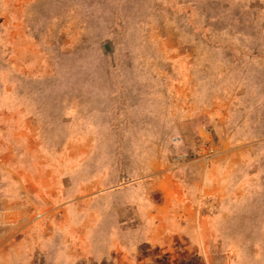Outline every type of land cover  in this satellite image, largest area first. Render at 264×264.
Masks as SVG:
<instances>
[{"label": "rangeland", "instance_id": "374dc122", "mask_svg": "<svg viewBox=\"0 0 264 264\" xmlns=\"http://www.w3.org/2000/svg\"><path fill=\"white\" fill-rule=\"evenodd\" d=\"M0 264H264V0H0Z\"/></svg>", "mask_w": 264, "mask_h": 264}, {"label": "crops", "instance_id": "0c3cea01", "mask_svg": "<svg viewBox=\"0 0 264 264\" xmlns=\"http://www.w3.org/2000/svg\"><path fill=\"white\" fill-rule=\"evenodd\" d=\"M195 110H190V109L183 110L180 108L179 110H175V111L169 110L168 111V109H165V110L163 109L161 116L166 122L170 124V129L177 133L178 131L180 132L183 126H185L188 122L191 123L193 121V119L196 117ZM192 123H195V121H193ZM142 131H144L143 128H142ZM198 131H200L202 135L204 134L205 138L210 137L208 134H206L204 129L203 130L198 129ZM183 139H185V136L183 137ZM168 140L170 142L171 138H168ZM138 154H139L138 152H134L133 157L129 159V162L133 163L134 161L135 163L145 164L141 168L142 171H140L141 173L144 172L143 175L145 176L153 175L157 177L158 175H160V179H157L155 183L157 184V187L162 190V194L164 197V200H163L164 203L160 205L159 208H162L164 206H166L167 208V203H168L169 206L171 205L173 206L176 204L177 212L181 208L187 209V206L189 204H184L181 207L178 203H174V196H181L184 193H183V189H181L182 187H179V184L176 183V182H179V176H178V173L176 172V170H178L179 167L177 169L172 167L174 163H172L171 158L168 157V155H166L164 152H161L158 149L156 151L151 150L150 155L152 154L153 155L152 157L149 156L146 158L145 157L146 155L139 156ZM125 158H126L125 161H128L127 157Z\"/></svg>", "mask_w": 264, "mask_h": 264}, {"label": "built area", "instance_id": "2783aa9c", "mask_svg": "<svg viewBox=\"0 0 264 264\" xmlns=\"http://www.w3.org/2000/svg\"><path fill=\"white\" fill-rule=\"evenodd\" d=\"M206 156H208V155H206Z\"/></svg>", "mask_w": 264, "mask_h": 264}]
</instances>
